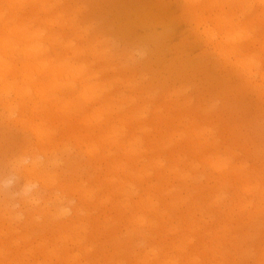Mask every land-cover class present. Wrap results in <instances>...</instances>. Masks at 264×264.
I'll list each match as a JSON object with an SVG mask.
<instances>
[{"label":"rangeland","instance_id":"374dc122","mask_svg":"<svg viewBox=\"0 0 264 264\" xmlns=\"http://www.w3.org/2000/svg\"><path fill=\"white\" fill-rule=\"evenodd\" d=\"M47 1L35 5L40 13L37 23H31L33 16L24 15L19 20L10 17L11 26L33 25L31 32H46L57 40L54 50L60 57L67 45L68 53L77 47L96 53L74 62L84 64L86 74H98L90 80L96 93L104 90L114 94L117 100L103 106L111 103L117 108L112 115L120 137L134 138L146 132L149 136L159 133L162 141L174 133H178L177 139H192L195 153L183 156V161L176 162L177 157L166 151L160 157L170 168L184 163L172 174L171 186L180 189L178 177L189 169H194L197 177L194 185L183 179L186 184L180 190L187 203L194 205L200 198L198 213L187 217L186 212H178L175 222H195L201 231H209L210 243L224 244L231 250L238 264H256L264 249V212L248 218L243 212L246 196L235 178L264 188V81L261 77L250 79L236 65V58L217 49L216 43L226 39L224 29L214 22L219 14L228 15L227 19L234 16L240 19L241 30L249 29V35L259 37L244 55L258 54L264 72V6L256 5L258 10L248 14L239 0H57L54 11L45 12ZM9 6L7 0L0 8ZM61 11L65 13L60 17L57 13ZM53 22L56 27L50 31ZM163 23L168 25L165 29ZM204 27L213 32L205 33ZM212 33L215 38L210 37ZM33 44L30 39L27 48L32 49ZM17 59H22L20 53ZM35 96L40 97L32 95L38 101ZM8 97L11 106L6 107L0 94V264H145L141 261L149 248L143 249L147 243L141 234L138 238L130 233L134 215L125 191L133 181H141L140 175L132 174L130 180V174L120 171L119 167L127 168L131 162L122 150H116L112 142L116 138H109L108 129L99 130L92 124L100 122L74 119L76 114L71 111L80 110L85 98L76 92L63 99L70 101L69 109L66 105L55 109L44 102L36 104V109L30 102L24 109L27 97L16 98L14 93ZM136 102L142 108L133 112L131 106ZM145 104L151 112L145 124H139ZM134 113L139 116L135 121L131 120ZM201 126H209L212 134L201 135ZM33 128L55 135L52 144L46 141L37 147ZM66 133L78 140L64 142ZM149 141L147 137L145 144ZM154 143L161 145V141ZM93 144L99 147L96 158L87 152ZM55 146L54 154L44 156ZM34 156L39 161L34 167L37 171L26 174L24 167L32 170ZM216 157L221 158L220 165L228 163L223 172L212 166ZM56 160L60 161L57 165ZM242 164L250 171L248 177L238 173ZM74 175L79 179L72 186ZM125 178L128 184L122 185ZM30 185L33 187L28 190ZM165 189L159 186L154 195H162ZM141 195L146 198L145 192ZM218 195L222 198L215 204ZM170 196V192L165 195L168 214L176 211ZM233 203H237L234 210L230 208ZM145 214L148 219L155 218L152 213ZM204 215L212 218H207V224L202 221ZM168 220V216L158 218V225H170ZM224 225L230 226L229 230H223ZM249 233L253 237H248ZM196 238L202 240L199 235ZM246 245L253 256L242 258L240 248ZM157 247L166 264H180L188 255L204 256L199 245L191 246L185 254L164 241ZM218 257L212 252L209 261L218 264Z\"/></svg>","mask_w":264,"mask_h":264},{"label":"bare ground","instance_id":"6f19581e","mask_svg":"<svg viewBox=\"0 0 264 264\" xmlns=\"http://www.w3.org/2000/svg\"><path fill=\"white\" fill-rule=\"evenodd\" d=\"M40 1L41 0H10V6L7 9L3 10L0 8V94L5 97L2 101L4 106H11L8 96L14 93L16 98H20L21 96L28 98V101L25 102L26 104L23 106L24 109H26L27 104L29 105L30 102L35 105L34 109L37 108L36 104L40 102L49 104L55 109L56 107L59 108L62 105H66L69 109L71 105L70 101H63V99H66L69 96L74 95L76 92H79V96L84 97L85 100L83 101L82 108L80 110L71 111V113L76 114L74 119H76V121H80L81 119L86 122H100L99 124H92L94 127H98L99 130L104 129L105 131L108 129L110 132L109 138H116L112 140L116 150H122L123 153L128 157V160L131 162V166H127V168L126 166L119 167L120 171L130 174V180L132 178V174H136L137 176L140 175L141 181H133V184H131L129 187H126L125 191H128V194L126 195L127 205H132L130 213H132L131 215H134L131 217V229L133 230L130 231V233L133 235V237L137 236L138 238V235L141 234V240L147 243L143 249L146 247L149 248L144 254L141 262L145 264H166L167 261L164 260V256H158L159 250L157 247L160 241H164L167 242L170 247L179 249L180 254H185L187 249L191 246L199 245L201 247V251L204 256L197 254L191 256L188 255L180 264H212V262L209 261L212 252H214V255L216 253L219 255V260L217 261L218 264H238L233 252L228 250L224 244L215 245L214 243L209 242L208 236L210 233L208 230L204 229L201 231V228H199V225L195 222H190L187 225L181 224L178 221L177 223L175 222V219H177L176 217L179 216L178 212H186L185 216L187 217L192 214L196 215L198 213L200 198L196 199V202H193L194 205H192L189 202H185L186 200H184L183 196L181 195L182 191L180 190L184 187L183 185L186 184L183 183V179L190 180L194 185V183L197 181V177L195 176L196 173L194 169H189L186 174L178 177L179 181H182L183 184H181L180 189H178L177 186H171L172 174H177L178 170L180 169L179 165L184 163H175L174 167L171 166L170 168L166 166L167 162L163 161V159L160 157L166 151L168 154L173 155V157H177L176 162L183 161V156L193 155L195 153L194 141L185 137H179L177 139L176 135L178 133H172L173 135L169 136V140L167 141L159 140V133H156L154 136H149L146 132H140L134 138H128V136L125 135H121L122 137H120L119 134L117 135V132L119 131L116 128L117 126L114 125L116 118H114L112 115L113 113H116L117 108L113 107V104L111 103L103 106L107 101L114 103V101L117 99H115L114 94H109L104 90H102L100 93H96L93 90L94 88L90 87V80L92 78H96L97 73L93 72L92 74H86L85 69H82L84 64L79 66L77 62H74V60L82 61V57H86L87 55H92L94 57L96 56V53L93 50L83 49L82 47H77L74 51L68 53L70 45H67L62 48L63 53H61L62 57H60L54 50L55 46L58 45L57 40L55 38L49 37L46 32L40 29L32 30L31 32L33 25H31L30 28H20L21 25L11 26V20H9L11 19L10 17H14L15 19L19 20L22 19L24 15H28L30 17L33 16L34 19L31 23H37L40 13L35 9V7ZM239 1L241 2V5H245V7H247L246 12L248 14H252L258 10V6L256 7V5L264 6V0ZM6 2L7 0H0V6L4 5ZM55 4L57 5V0L47 1V4L43 6V9H45L44 11L53 12ZM18 5H20V8H18ZM30 5L31 7L26 8ZM10 12L14 13L10 14ZM64 13L65 11H61L60 13L58 12L57 15L61 17ZM227 16L228 15L219 14L215 17L216 22L213 21L216 26H220L222 29H224V37L226 39L225 43L228 46V48L224 50L223 45H226L225 43H216L217 49L227 54L229 57L236 58L238 63L236 65L241 66L244 69L243 71L250 79L253 78L255 80L257 77H261V79L264 81V72H261L260 70L261 63L259 55L255 53L244 55L250 52L251 48L260 41L259 37L256 38L254 35H249V29L247 30L248 32H244V29L241 30L239 18L232 16L231 19H227ZM237 19L239 20L236 22L235 20ZM163 24V29H165L168 25L166 23ZM49 26V30L51 31L56 27V23L53 22V24L51 23ZM204 32L209 34L213 32V30L210 28L206 29L204 27ZM215 36L216 34L214 33L210 34L211 38H215ZM162 37H164V35L160 36L159 40L162 39ZM30 39H33L34 41L32 49L27 48V43ZM246 41L247 44L242 45L243 42ZM72 43L74 42L72 41ZM262 47L264 48V46ZM17 53L22 55V59H17ZM63 54H67V57H64ZM33 94H36L40 97L38 98L35 96L38 98V101L32 97ZM131 107H133V112H136V107L139 109L142 108L139 102L134 103ZM144 107L146 110H144ZM144 107L143 112L141 113L142 117H139L138 114L134 113V116L131 118V120L135 121L139 117V124H145L144 121L148 118V114L151 111L149 104H145ZM77 112L80 115H77ZM32 131L35 132L39 142L37 147H40L41 144L44 142L46 143V141L51 145L55 139V135L46 134L41 129L37 130L33 128ZM199 132L201 135H211L212 129H210L209 126H201L199 128ZM70 134L71 133L65 134L67 135V138L64 140V142H69L67 139L70 138L78 140L75 136ZM147 137H149L150 140L148 142L150 147H147L148 143L145 144ZM209 138L210 137H206L204 139L209 140ZM154 141H161V145H156ZM197 142L200 143L199 140H197ZM56 146L53 149L43 153L44 156H48V154H54L57 151ZM98 151L99 147L97 144L88 146L87 152L90 156H94L96 158ZM157 156L158 158H155ZM56 161V165L59 164L60 161ZM214 161H216L212 164L214 169L221 172L226 170L228 163H225L224 166L220 165V161L222 160L219 157H216ZM38 162L37 156H34L32 170L29 171L27 167H24L25 173L35 174L37 168L34 167ZM237 170L238 173L244 172V177L249 176L250 171L248 170L246 164H242L237 168ZM234 174H236V171ZM116 176L118 177V174ZM126 178L123 180L124 183H122V185L128 184ZM78 179L79 178L77 175L71 177V185L73 186L76 184ZM235 179V181L238 183L237 186H239V191H241L246 196L243 212L249 216L248 218L252 217L253 213L258 214L264 212L263 186H260V184L253 185L249 181H244L242 178L239 179L236 177ZM115 183L116 182H114V184ZM145 186H147V189L144 188ZM159 186H166V189L162 195H154ZM32 187L33 186L31 185L28 186V190H30ZM189 187L193 186H187V188ZM195 187L196 186H194V188ZM76 191L77 189L75 188L73 192ZM141 192L146 193V198L141 195ZM169 192L171 193V196H173V200H171L174 203L173 209L176 210L175 212L172 211V214H168L166 211V205L169 203L167 198H165V195ZM222 196L224 197L225 195L223 194ZM222 196H216V200H214L213 203H219V200L222 198ZM37 200L38 197L34 198L33 202L37 203ZM236 206L237 203H233L230 208L234 210V207ZM181 208L183 210H181ZM253 208L256 209L252 212ZM144 213H152V215H155V218L148 219V215H143ZM61 216L65 218L66 213H63ZM165 216H168V221H170L171 224L168 225L163 223L162 225H158V218H163ZM207 218H211L210 215L203 216L202 221L204 224L208 223L209 219ZM243 222L245 223L246 221ZM251 222L254 221L249 219V225ZM253 225L254 224H251L250 226ZM227 226L228 225H224L222 227L223 230L228 229ZM228 227L230 228V226ZM106 233L109 234L108 231H106ZM198 235L202 240H196ZM248 237H253V235L249 233ZM216 239H218V235L216 236ZM252 253L251 247L248 245L245 247L242 246L240 248V254L242 258L253 256ZM258 254L259 255L258 258H256V264H264V249H262ZM169 263L177 264L176 261H170Z\"/></svg>","mask_w":264,"mask_h":264}]
</instances>
